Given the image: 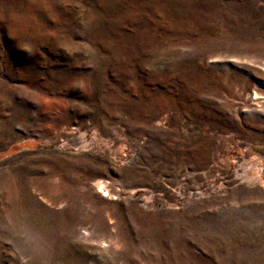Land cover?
<instances>
[{"label": "rangeland", "instance_id": "obj_1", "mask_svg": "<svg viewBox=\"0 0 264 264\" xmlns=\"http://www.w3.org/2000/svg\"><path fill=\"white\" fill-rule=\"evenodd\" d=\"M0 264H264V0H0Z\"/></svg>", "mask_w": 264, "mask_h": 264}]
</instances>
